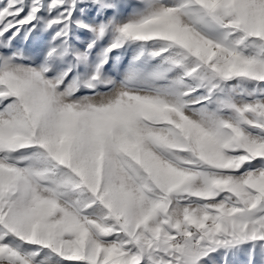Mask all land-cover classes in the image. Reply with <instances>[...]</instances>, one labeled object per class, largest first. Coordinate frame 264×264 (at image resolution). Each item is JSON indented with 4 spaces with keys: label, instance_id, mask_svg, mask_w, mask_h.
Returning <instances> with one entry per match:
<instances>
[{
    "label": "snow or ice",
    "instance_id": "snow-or-ice-1",
    "mask_svg": "<svg viewBox=\"0 0 264 264\" xmlns=\"http://www.w3.org/2000/svg\"><path fill=\"white\" fill-rule=\"evenodd\" d=\"M0 264H264V0H0Z\"/></svg>",
    "mask_w": 264,
    "mask_h": 264
}]
</instances>
